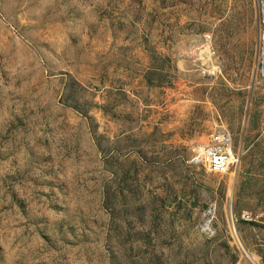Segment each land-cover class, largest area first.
<instances>
[{
    "label": "rangeland",
    "instance_id": "rangeland-1",
    "mask_svg": "<svg viewBox=\"0 0 264 264\" xmlns=\"http://www.w3.org/2000/svg\"><path fill=\"white\" fill-rule=\"evenodd\" d=\"M255 43L254 0H0V264H264Z\"/></svg>",
    "mask_w": 264,
    "mask_h": 264
},
{
    "label": "built area",
    "instance_id": "built-area-1",
    "mask_svg": "<svg viewBox=\"0 0 264 264\" xmlns=\"http://www.w3.org/2000/svg\"><path fill=\"white\" fill-rule=\"evenodd\" d=\"M254 12L257 28L254 77L264 79V0H254ZM238 160V153L233 148L232 134L226 125L220 123L204 142L193 148L188 162L194 166H201L213 174L224 175L235 170ZM242 217L246 220L251 219L247 212L242 214ZM215 220L216 207L210 204L201 213L196 225L197 231L206 238L215 236L217 231ZM234 241L248 264H262L257 255L247 252L242 247L237 237Z\"/></svg>",
    "mask_w": 264,
    "mask_h": 264
},
{
    "label": "crops",
    "instance_id": "crops-1",
    "mask_svg": "<svg viewBox=\"0 0 264 264\" xmlns=\"http://www.w3.org/2000/svg\"><path fill=\"white\" fill-rule=\"evenodd\" d=\"M256 22V21H255ZM256 34H257V28H256ZM256 44V43H255Z\"/></svg>",
    "mask_w": 264,
    "mask_h": 264
},
{
    "label": "water",
    "instance_id": "water-1",
    "mask_svg": "<svg viewBox=\"0 0 264 264\" xmlns=\"http://www.w3.org/2000/svg\"><path fill=\"white\" fill-rule=\"evenodd\" d=\"M251 93V92H250Z\"/></svg>",
    "mask_w": 264,
    "mask_h": 264
}]
</instances>
